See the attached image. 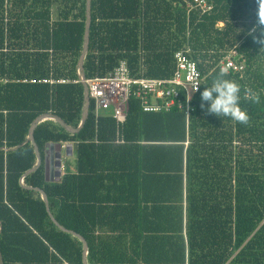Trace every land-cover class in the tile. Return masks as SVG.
Returning a JSON list of instances; mask_svg holds the SVG:
<instances>
[{"label": "trees", "instance_id": "1", "mask_svg": "<svg viewBox=\"0 0 264 264\" xmlns=\"http://www.w3.org/2000/svg\"><path fill=\"white\" fill-rule=\"evenodd\" d=\"M189 1L92 0L86 79L121 60L134 77L171 78L174 55L189 50L203 82L188 116L145 113L131 97L120 125L93 101L78 134L38 124L42 158L51 144H72L76 157V172L48 182L43 164L24 177L37 163L27 139L44 114L81 123L86 0H0V264H83L82 242L28 188L86 240L88 264H264L262 1L214 0L206 14ZM231 51L241 72L219 66ZM221 72L241 86L247 123L200 108Z\"/></svg>", "mask_w": 264, "mask_h": 264}, {"label": "built area", "instance_id": "2", "mask_svg": "<svg viewBox=\"0 0 264 264\" xmlns=\"http://www.w3.org/2000/svg\"><path fill=\"white\" fill-rule=\"evenodd\" d=\"M261 1L260 13H264V0ZM187 8L189 12L197 11L206 14L214 9V0H190L187 2ZM260 18L264 21V15ZM260 26L258 20L254 29ZM236 56L237 52L231 51L220 62L219 66L223 72L231 70L241 72L244 69L242 63L235 62ZM174 60V73L167 79L134 77L126 60H121L115 69L104 77L86 79L90 101L94 102L96 114H99L101 110H111L113 118L120 125L126 119L129 100L134 97L141 102L142 111L145 113L170 112L177 107L185 110L188 116L191 111V100L199 92L203 77L197 63L190 58L189 50L177 52ZM30 82L38 83L36 80ZM40 82L48 83V81ZM58 83L66 84L68 81L60 80ZM74 83H81V81L79 79Z\"/></svg>", "mask_w": 264, "mask_h": 264}, {"label": "water", "instance_id": "3", "mask_svg": "<svg viewBox=\"0 0 264 264\" xmlns=\"http://www.w3.org/2000/svg\"><path fill=\"white\" fill-rule=\"evenodd\" d=\"M91 3H92V0H86V21H85V31H84V43H83V49H82V52H81V55H80V58L78 61L79 79H80L81 84L83 85V88H84V101H85V106L83 108L81 123H80L78 128H73V127L67 125L61 118H59L53 114H44V115H41L38 118H36L30 127L27 143H29V142L32 143V145L35 149L36 156H37V163L31 170L26 172L24 177L30 173L37 171L43 163H44L46 179L48 182H53V181L58 182L61 180V177H62V161H61V158H62V151H63L64 147L62 146V144H59L56 146L48 145L46 147L47 151L45 152L44 161H43L41 153H40L38 146H37L35 139H34V131H35L38 124H40L44 121H47V120H53L56 123H58L66 132H68L70 134H78L81 131V129L84 127V125H85V123L89 117L91 101H90V97H89L88 87L85 83L86 76H85V70H84V61H85V58H86V55L89 51V46H90V30H91V24H92ZM54 147H55V151H54ZM72 148H73V145L68 144L65 148L66 153L68 154V152H69L71 154ZM48 149L51 150L50 156H48ZM51 172H53L54 179L48 178V176L51 174ZM28 189L34 190L36 192H40L43 195V201L46 205L47 212H48L52 222L61 231L77 237L82 242V244H83V264H88V262H87L88 244H87L86 240L83 237H81L80 235L76 234L75 232L63 228L56 221V219L53 217V215L50 212L49 204H48V198H47V195L44 193V191H42L40 189H33V188H28Z\"/></svg>", "mask_w": 264, "mask_h": 264}, {"label": "clouds", "instance_id": "4", "mask_svg": "<svg viewBox=\"0 0 264 264\" xmlns=\"http://www.w3.org/2000/svg\"><path fill=\"white\" fill-rule=\"evenodd\" d=\"M258 15L260 24L264 25V21L260 18L264 13L258 12ZM261 36H264V29H261ZM260 42L264 43V39ZM246 96L253 102H259L260 97L256 94L248 92ZM200 99V108L210 114L229 117L239 123L248 121L246 111L240 107L241 86L237 82L225 78L222 72L213 77L210 86L203 88L200 92Z\"/></svg>", "mask_w": 264, "mask_h": 264}, {"label": "rangeland", "instance_id": "5", "mask_svg": "<svg viewBox=\"0 0 264 264\" xmlns=\"http://www.w3.org/2000/svg\"><path fill=\"white\" fill-rule=\"evenodd\" d=\"M101 114H106V113H112L111 110H101L100 111ZM62 161V173H74L76 172V157L75 154L72 156H67L66 153L64 152V154L62 155L61 158Z\"/></svg>", "mask_w": 264, "mask_h": 264}, {"label": "crops", "instance_id": "6", "mask_svg": "<svg viewBox=\"0 0 264 264\" xmlns=\"http://www.w3.org/2000/svg\"><path fill=\"white\" fill-rule=\"evenodd\" d=\"M52 146H56V145H59V144H51ZM68 144H62V146L64 147V149H63V151H62V155L64 154V152L66 153V146H67ZM47 150H46V148H45V151H44V155H43V158H44V156H45V152H46ZM50 151L51 150H49L48 149V156H50ZM54 151H55V147H54ZM66 155L67 156H72V155H74V148H72V153L70 154L69 152H68V154L66 153ZM43 166H44V163H43ZM62 170H63V167H62ZM62 175H63V173H62ZM48 178L49 179H54V175H53V172H51V174L48 176Z\"/></svg>", "mask_w": 264, "mask_h": 264}, {"label": "flooded vegetation", "instance_id": "7", "mask_svg": "<svg viewBox=\"0 0 264 264\" xmlns=\"http://www.w3.org/2000/svg\"><path fill=\"white\" fill-rule=\"evenodd\" d=\"M53 165V164H52Z\"/></svg>", "mask_w": 264, "mask_h": 264}]
</instances>
